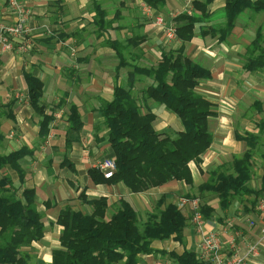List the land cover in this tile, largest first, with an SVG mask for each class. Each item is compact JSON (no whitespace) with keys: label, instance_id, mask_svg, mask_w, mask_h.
Listing matches in <instances>:
<instances>
[{"label":"crops","instance_id":"obj_1","mask_svg":"<svg viewBox=\"0 0 264 264\" xmlns=\"http://www.w3.org/2000/svg\"><path fill=\"white\" fill-rule=\"evenodd\" d=\"M195 1L205 0H167L162 10L151 8V13L146 14L143 0H19L31 14L29 33L24 37H11L13 48L2 43L0 34V131L4 135L0 154L9 155L22 148H27L30 154L19 161L25 173L23 181L11 168L4 169L0 178L11 177L12 192L18 198L27 189L36 191L44 238L24 249L29 255L28 264L53 263V252L61 248L63 227L58 224L61 211L69 207L92 214L93 207L84 201L82 194L87 200L106 198L108 219L125 200L147 221L150 214L156 213V207L164 210L168 205L177 206L182 197L194 196L213 172L225 169L227 174H235L231 167L233 162L250 150L246 137L257 136V145L260 144L264 137V69L250 72L245 64L249 57L256 56V53L250 54L249 49L258 35L264 47V12L246 9L237 18L232 33L221 41L219 34L214 35L211 30L225 24V14L218 16V12L224 11L226 0H214L207 7L210 18L197 23L194 38L183 42L177 37L175 19L182 13L199 14L194 8ZM94 3L107 13L106 21L110 26L104 32L95 24ZM159 16L165 19L163 26L156 23ZM245 16L249 22L241 25ZM17 20V13L10 9L8 0H0V25H13ZM171 29L175 30V39L169 40L166 33ZM112 42L120 44V51L128 62H140L142 67L156 66L164 52L183 46L187 57L211 72L212 78L202 81L197 92L214 104L217 113L209 119L213 142L198 162L190 163L192 185L174 180L133 193L124 183L96 184L90 178V169L112 157L100 109L113 99L116 84L127 87L131 71L123 73L125 68L118 71L120 56L111 46ZM23 46L24 50L19 49ZM25 73H31L44 83L43 103L47 113L53 110L54 121L45 139L39 135L41 117L28 101ZM152 83V79L139 76L134 91L138 86H144L145 90ZM216 92L223 95L222 101L212 96ZM141 101L143 111L151 110L156 115L154 128L159 133L176 137L174 134L183 130L180 119L164 105ZM72 105L77 107L84 127L80 142L68 148V118ZM249 105L255 114H250ZM261 157L264 162V154ZM253 160L252 156L251 163ZM259 170V182L252 187L254 190H260L264 184V169ZM261 194L263 197L257 198L260 203L264 201V192ZM217 199L201 204L214 209L202 232L191 225L185 227L182 241L174 236L156 240L152 243L154 253L140 255L138 264H155L160 259L178 264L170 254L191 251L197 255L203 237L211 231L220 234L226 245L232 236L237 242L245 237L248 245L239 249L245 264H264V213L255 209V200L240 209L241 219H237L236 209L222 210ZM215 201L222 211L213 203ZM181 209L189 219L191 209ZM249 246H255L256 253H249ZM223 253L230 255L228 249Z\"/></svg>","mask_w":264,"mask_h":264},{"label":"trees","instance_id":"obj_2","mask_svg":"<svg viewBox=\"0 0 264 264\" xmlns=\"http://www.w3.org/2000/svg\"><path fill=\"white\" fill-rule=\"evenodd\" d=\"M167 0H143L146 6L162 10ZM214 0L195 1L194 8L199 12L189 15L182 13L176 19V34L183 41H191L195 36L196 24L209 19L208 5ZM95 24L100 32L106 31L110 22L106 21L107 13L96 3ZM264 12V0H226L224 14L226 22L221 28H212L214 35L225 41L232 33L237 18L246 10ZM205 34L209 32H204ZM260 35L253 42L245 69L255 72L264 69V47L260 44ZM111 46L120 56L118 71L130 68L127 87L116 84L113 99L107 102L100 112L105 118L107 141L112 149L116 164L114 175L106 179L98 169L89 170V176L96 184L124 183L133 193H142L149 189L163 186L171 181H184L193 184L190 163L199 161L210 148L213 135L209 130V119L216 116L214 104L197 92L202 81L212 78L211 72L185 54L182 46L176 51L162 54L156 66L142 67L129 64L120 51V44L112 42ZM153 80L143 90V101L151 100L175 114L181 121L183 130L176 137L163 135L154 128L156 115L148 110L144 112L139 100L133 96L138 77ZM28 86V101L41 117L39 135L45 139L50 133L54 121L52 113H47L43 103L44 83L31 73L24 74ZM67 147L80 142L84 123L77 107L72 105L69 114ZM250 148L242 157L232 164L235 174L216 171L208 182L200 186V192H211L217 195L223 210L231 205L232 198L243 195H255L257 198L264 192L249 187L252 179V151L258 143L257 136L245 138ZM4 135L0 131V146ZM30 154L22 148L9 155L0 154V170L11 168L23 181L25 173L19 161ZM13 181L10 176L0 178V264H28L29 255L24 251L34 242L44 238L42 214L36 205V191L27 189L22 197L11 192ZM93 207L88 215L72 208L61 211L58 224L63 227L60 237L61 248L53 252L52 264H138L140 255L153 254L152 243L174 236L182 241L187 218L182 209L168 205L149 215L142 225L134 208L125 200L120 202L119 210L108 219V201L106 198L87 200ZM205 219H210L214 209L201 205ZM178 264H207L198 259L191 251L183 254H170Z\"/></svg>","mask_w":264,"mask_h":264},{"label":"built area","instance_id":"obj_3","mask_svg":"<svg viewBox=\"0 0 264 264\" xmlns=\"http://www.w3.org/2000/svg\"><path fill=\"white\" fill-rule=\"evenodd\" d=\"M9 7L12 11L17 13L18 20L13 25L2 24L0 25V34L1 41L9 48H13L10 43L11 37H24L29 33L28 23L31 18L30 11L27 10L19 0H8ZM145 10L147 14L151 13V8L145 6ZM156 23L159 26H163L165 23V19L161 16L156 18ZM166 36L169 40L175 39V30L171 29L167 31ZM24 50V46L19 48ZM96 168H98L106 179L111 178L116 172V164L115 161L111 158L104 159L96 164ZM190 205L192 211V219L191 225L196 229L199 233L202 232L203 226L205 224L204 216L201 212V203L197 199H188L183 200V202L179 205L180 208H186V205ZM259 210L264 213V201L260 203ZM251 225H254L252 222ZM242 241L237 242L236 238L232 236L229 238L230 240L225 244V241L222 240L221 236L217 233H208L202 239L201 243V257L202 260L209 264H245V258L239 254V249L243 245L247 244V239L241 237ZM242 244V245H241ZM228 247V248H227ZM226 249L229 250L230 255H225L223 251ZM222 251V254L220 253ZM249 253H256L255 246H249ZM155 264H175L173 262L160 259L157 260Z\"/></svg>","mask_w":264,"mask_h":264},{"label":"rangeland","instance_id":"obj_4","mask_svg":"<svg viewBox=\"0 0 264 264\" xmlns=\"http://www.w3.org/2000/svg\"><path fill=\"white\" fill-rule=\"evenodd\" d=\"M147 14V13H146ZM219 15H224V11H219L218 12V16ZM225 16V15H224ZM257 21V20H256ZM249 22V19L245 16L243 19H242V21H241V25H243V24H245V23H248ZM257 23H259V21H257ZM255 24H256V22H255ZM254 31H255V28H254ZM254 31H253V33H254ZM252 33V34H253ZM132 61L130 60V62H129V64H132L131 63ZM134 62V61H133ZM134 65H142L140 62H136ZM151 67V66H150ZM130 68H125V69H123L122 70V72L124 73V72H127L128 70H129ZM143 87L144 86H138L137 87V90L136 91H133V96L135 97V98H137L138 100H139V102H140V104H142V101H141V99H143L144 98V95H143ZM199 90V89H198ZM212 96H214V98H216V100H218V101H222L221 99H222V94H220L219 92H216L214 95H212ZM223 100H224V98H223ZM246 105V107H247V104L248 103H245ZM143 110V109H142ZM249 110H250V114L251 115H253V114H255L256 113V111L254 110V109H252L251 108V106L249 105ZM145 112V111H144ZM169 132V131H168ZM174 132V131H173ZM171 133V132H170ZM178 132H176L174 135H176ZM171 135V134H170ZM173 135V134H172ZM171 135V136H172ZM252 154H253V158H254V160H253V163H252V167H251V169H252V180H251V182L249 183V187H253V188H255V186L257 185V183L259 182V175H260V173H259V169H260V167H262V170L264 169V162L262 161V154H264V137L261 139V142H260V144L259 145H257V147L252 151ZM259 165V166H258ZM232 167V166H231ZM3 173H2V172ZM223 172H225V173H227V171L224 169L223 170ZM1 174H4V171L3 170H0V177H1ZM258 186V185H257ZM11 192H12V189H11ZM193 195L194 196H192V195H189L188 197H182V198H180L179 199V201H178V203H177V206H179L182 202H183V200H190V199H197L201 204H203L204 202H206V201H211V200H215L216 198H218L217 200L219 201V204H220V199H219V197L217 196V195H215V194H213V193H211V192H200L199 190L197 191V193H193ZM261 195V197L260 198H262L263 197V195L262 194H260ZM249 197V198H248ZM211 198V199H210ZM213 198V199H212ZM255 200V209L258 211V208H259V205H260V199H257V196H255V195H243V196H237V197H235V198H232V202H231V204L232 205H230L229 206V208L228 209H230V207H231V209H236V211H237V215H236V218L238 219H241V215L242 214H239L240 213V209H242L243 207H246V206H248V204H250L251 202H253ZM214 204H216V207H218V210H221V208H220V205H218V203H216V201L215 202H213ZM206 205V204H205ZM186 207L187 208H189V209H191L190 208V205H186ZM222 210H223V208H222ZM221 210V211H222ZM158 210H157V207L154 209V212H157ZM191 211V210H190ZM138 218H139V222H140V224L142 225L146 220V218H144V216L142 215V214H140L139 213V216H138ZM191 219H192V211H191V214H190V217H189V219H187V226L188 227H190L191 226ZM205 219V218H204ZM205 221H206V219H205ZM238 221V220H237ZM248 221H250V220H248ZM250 223V225H251V223H252V221H250L249 222ZM223 224L224 223H222V226H223ZM226 225V224H225ZM209 233V232H208ZM210 233H216V232H214V231H211ZM218 234V233H217ZM220 235V234H219ZM223 240V239H222ZM201 243H202V241H201ZM201 243H200V245H199V249H198V254H197V257H198V259L200 260V261H202V262H204L203 260H202V257H201V252H202V248H201ZM220 253L222 254V251H220ZM206 263V262H205ZM207 264H209V263H207Z\"/></svg>","mask_w":264,"mask_h":264}]
</instances>
